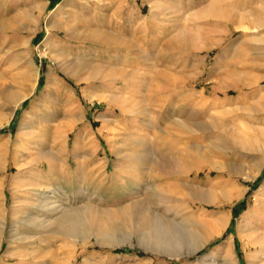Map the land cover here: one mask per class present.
<instances>
[{"label": "rangeland", "instance_id": "374dc122", "mask_svg": "<svg viewBox=\"0 0 264 264\" xmlns=\"http://www.w3.org/2000/svg\"><path fill=\"white\" fill-rule=\"evenodd\" d=\"M263 186L264 0H0V264H264Z\"/></svg>", "mask_w": 264, "mask_h": 264}, {"label": "bare ground", "instance_id": "6f19581e", "mask_svg": "<svg viewBox=\"0 0 264 264\" xmlns=\"http://www.w3.org/2000/svg\"><path fill=\"white\" fill-rule=\"evenodd\" d=\"M219 149L223 153L228 152V149H225V148H219ZM223 167H225V166L221 165V166H218L217 168L222 169ZM262 189H264V186L262 187ZM51 191L53 193L56 192V190H51ZM58 201H60V200H58V198H57L54 201H52L48 204L46 203L44 206H42L43 209L45 210L47 217L46 218L45 217L39 218L40 216L35 217L31 220V223L35 227H44V228L52 227L53 225H55L57 223V225L59 224L58 226H59L61 232L59 230L58 231L61 234L62 233L66 234V235L68 234V236H69L71 229H72L71 227H72L73 221H72V219H70L67 216H62V215L60 216L61 212L64 210L61 209L62 205H60L59 204L60 202L58 203ZM39 202H41V201H39ZM64 207L65 206H63V208ZM58 211L59 212L61 211L59 214L60 217L54 218V214L58 215ZM1 217H0V229H3L4 220ZM20 219H21V222H24V221H26V216L23 215ZM221 221L222 220H220L218 217H214V218H209L206 220L205 219L201 220L200 225L203 227H206V228H210L211 230H213V232L216 233L218 226L220 224H222ZM153 225L156 226V228L155 229L153 228V229L157 230V232H156L157 234L154 236V238L152 237L153 238L152 245L155 248L160 249L161 253H164L168 257H171V258L174 257L176 259H178L181 256L193 254L194 252L198 251L199 249L204 247L210 241V239L213 237V234H214V233L205 234V235L198 234L193 228H191V226L193 224H192V222H189V221L185 222V225L187 227H183L181 225H178L177 223H174V221L171 223L170 222H163L161 220V218H157L156 220H154ZM195 225H197V224L195 223ZM54 232H56V230ZM15 234L17 235L18 240L24 239V236H20V232H17ZM227 242H229V241H227ZM220 249L223 250L224 249L223 246ZM225 250H226V248H225ZM227 250H228V248H227ZM204 260H210V261L208 263L204 262L203 264H215V263L230 264V262L227 261L224 257L216 256V255H212V254H209L208 256H206L204 258Z\"/></svg>", "mask_w": 264, "mask_h": 264}]
</instances>
